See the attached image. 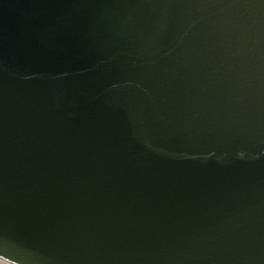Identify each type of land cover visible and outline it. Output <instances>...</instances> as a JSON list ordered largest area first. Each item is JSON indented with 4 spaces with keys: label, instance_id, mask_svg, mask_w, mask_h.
I'll return each instance as SVG.
<instances>
[{
    "label": "water",
    "instance_id": "obj_1",
    "mask_svg": "<svg viewBox=\"0 0 264 264\" xmlns=\"http://www.w3.org/2000/svg\"><path fill=\"white\" fill-rule=\"evenodd\" d=\"M0 258L264 264V0H0Z\"/></svg>",
    "mask_w": 264,
    "mask_h": 264
},
{
    "label": "rangeland",
    "instance_id": "obj_2",
    "mask_svg": "<svg viewBox=\"0 0 264 264\" xmlns=\"http://www.w3.org/2000/svg\"><path fill=\"white\" fill-rule=\"evenodd\" d=\"M0 264H3V263L0 262Z\"/></svg>",
    "mask_w": 264,
    "mask_h": 264
}]
</instances>
